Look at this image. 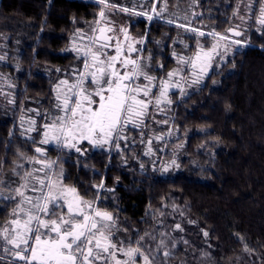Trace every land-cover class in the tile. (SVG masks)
Masks as SVG:
<instances>
[{"label": "trees", "instance_id": "trees-1", "mask_svg": "<svg viewBox=\"0 0 264 264\" xmlns=\"http://www.w3.org/2000/svg\"><path fill=\"white\" fill-rule=\"evenodd\" d=\"M173 1L167 0L170 5ZM236 1L197 0L200 15L192 19V24L224 32L234 19ZM110 2L132 4V0ZM252 3V19L243 29L244 36L238 37L250 43L237 48L235 56L214 69L204 84L192 88L188 97L181 99L179 93L173 94V132L184 135L188 154L187 160L179 163L180 168L162 175L137 146L131 153L125 152L126 164L115 152L111 156L90 152L81 160L88 168L65 163L69 176L66 183L75 184L86 197L95 195L90 185L102 178L107 187L115 188L114 193H105L111 198L102 207L116 211L118 206L122 227L128 228L134 239L132 229H139L143 235L145 231L173 230L180 223L184 231L174 234L185 236L188 244L178 239L176 247L171 246L173 254L168 264H264V35L256 31L260 0ZM150 7L145 5L146 9ZM99 10L96 0H0V39H4L7 52L0 70L10 75L14 86V103L0 101V160L5 162V177L11 175L14 161L23 163L17 156L18 149L34 154V145L20 135L28 127L27 123L21 127V117L29 115L38 125L44 122L28 110L50 109L56 69H66L75 58L62 50L68 47L75 29L95 19ZM114 14L122 16L130 30L148 33L146 55L151 50V63L164 64L160 75L172 65L170 52L183 51L185 43L187 51L195 48L193 34L184 33L164 18L148 21L146 17ZM178 40L183 43H174ZM57 154L50 147L49 155L55 158ZM191 157L198 162L191 164ZM140 163L151 169L141 170ZM173 205L179 211H174ZM13 206L9 203L0 207V224L8 219ZM125 220L127 223H123ZM203 231L209 233L208 237ZM245 245L251 251H245Z\"/></svg>", "mask_w": 264, "mask_h": 264}, {"label": "snow or ice", "instance_id": "snow-or-ice-1", "mask_svg": "<svg viewBox=\"0 0 264 264\" xmlns=\"http://www.w3.org/2000/svg\"><path fill=\"white\" fill-rule=\"evenodd\" d=\"M96 2L100 6L96 18L85 22L87 30L75 29L70 46L62 50L75 53L79 67L72 66L53 86L51 109L28 110L42 117L44 122L38 125L34 118L25 121L21 117V127L24 123L28 127L20 135L34 145V154L18 149L17 156L23 163L14 161V167L9 170L11 175L7 177L3 175L5 162L0 160V207L14 205L8 211V219L0 224V264H168L173 254L165 239L168 233L161 232V239L154 247L153 232L145 231L141 235L139 229H132L136 233L134 239L129 229L122 227L118 206L116 211L102 207L111 198L105 193H114L115 188L107 187L102 178L99 183L90 185L95 195L88 198L75 184L66 183L69 176L65 163L88 168L90 166L81 160L99 149L109 156L115 152L126 164L125 152L131 153L137 144L145 146L144 156L153 157L163 152L164 148L153 147L154 141L164 143L166 137L172 136L173 128L157 134L151 125H169L174 119L168 116L170 106L175 103L171 90H179L181 99L188 97V89L204 84L214 69L225 66L229 58L235 56L237 48L250 43L247 39H237L245 34L241 24L224 32L215 28L205 30L206 25L204 28L193 26L188 14L180 17L173 13L176 18L166 22L186 34H193L195 51L191 55L173 51L177 66L159 77L152 73L163 70L164 64L151 63V50L144 54L148 33L134 37L128 26L117 25L111 15L120 12L146 17L148 21L163 19L167 0L159 9L160 0H132L131 7L110 0ZM146 4L151 5L150 9L145 8ZM245 7L251 13L252 0H248ZM238 11L239 7L233 15L238 16ZM198 15L193 12L191 17ZM238 18L247 25L252 16ZM181 19L184 22H180ZM255 22L256 31L264 35V0H260ZM177 42L183 43L182 40L174 43ZM188 47L184 44L185 49ZM4 59L0 56V60ZM216 83L213 80V84ZM133 131L137 135H131ZM49 146L58 153L55 158L49 155ZM183 147V143L175 145V148ZM131 158L137 159L135 155ZM155 163L153 160V166ZM170 166L178 167L175 159L158 170L167 173ZM139 167L143 170L145 164L140 163ZM154 170L157 169L154 167ZM173 210L179 211L175 205ZM159 214L164 216L163 212ZM180 215L184 213L181 211ZM173 231L183 232L184 229L176 223ZM203 235L208 237L209 233L203 231ZM238 238L243 240V237ZM180 242L188 244L182 238ZM176 244L173 242L172 248ZM245 251H251L247 245Z\"/></svg>", "mask_w": 264, "mask_h": 264}, {"label": "rangeland", "instance_id": "rangeland-1", "mask_svg": "<svg viewBox=\"0 0 264 264\" xmlns=\"http://www.w3.org/2000/svg\"><path fill=\"white\" fill-rule=\"evenodd\" d=\"M247 2H248V0H237L236 1L234 12L237 11V8L239 7L238 16H243V15H249L250 14L248 12V10L246 9V7H245ZM252 2H253V0H252ZM163 3H164V0H162L160 2V6L159 7L163 6ZM167 5H168L167 12L164 13V16L168 17L170 19H175L176 18L175 16L172 15L173 13L178 14L180 17H182L184 14H188L191 19H193L191 17V14L193 12L199 13L198 7H197V0H195V2H194V0H183L182 2H179L178 0H174L171 5L168 4V2H167ZM238 16H234V19L231 22V25L229 27H234L237 24H241V30H243V29H245L247 27L248 24L247 25L242 24V22L238 18ZM180 21L184 22L182 19ZM119 25H125V22L120 19ZM193 26H195V25H193ZM195 27H197V26H195ZM81 29L87 30V24L84 23V25H83V27ZM234 38H236V37H234ZM4 46H5L4 39L3 40L0 39V56H4L6 58L7 52L4 51V48H3ZM69 46H70V42H69L68 47ZM73 54L75 55V53H73ZM6 59L0 60V69L2 68L1 65H3V63H6L5 62ZM10 66L14 67V62H10ZM72 66L79 67L78 66V61L75 60L74 62H71L66 69H64L62 71H59V72L57 71V73L55 74V84L57 83V81L59 79L64 77L65 72L70 70ZM12 87H13V84H12V81L10 79V75L7 72H5L4 70H0V101L1 102H5L7 99H9V101H11ZM53 103H54V100H53ZM53 103H52V105H53ZM51 108H52V106L50 107V109ZM30 109H32V108H30ZM29 117H30L29 115H26L24 117L25 121ZM157 119H162V117H158ZM169 127H172L171 121H170L169 125H161L159 127L155 125L153 129L158 134V133H161V132H167ZM173 131H174V129H173ZM203 131H204V129H203ZM179 135L182 136L180 139H178ZM166 138L167 139L165 140L164 143H160V142H155L154 141V144H153L154 148H156V147L164 148L165 150L163 152L158 153L156 156H153V157L144 156L142 154L144 157H146V160H148L151 165H153L152 161L154 160L156 162L155 163V167L157 166V169H160L165 163H168L170 165L171 161L173 159H175L176 165H178V167L177 166H170L169 167V171L167 173H162L161 171H159L162 175H170V174L174 173L178 168H180L179 163L182 160L186 161L187 160L186 157H188L187 156L188 154H186L185 146L183 148H175V145H177V144H180V143L184 144V142H183L184 141V135L183 134L177 133V132H175V133L173 132L172 136L166 137ZM198 147L200 149H203V145H199ZM145 150H146L145 146L142 145L141 146V152L143 153ZM132 154H134V152H132ZM189 161H190L191 164H196L198 162L193 157H191ZM155 229H157V228H155ZM161 232L168 233V237H166L165 239H166V243L168 245V248L171 251H172L171 246H172L173 242H177V244H178V241H177L178 239H181V238L183 240L186 239V237L182 236V235H179V236L177 235V237H176V235L174 234L175 231H173V230L161 229V230H159V233L157 232V230H154L153 233L156 236V241L152 242L153 247L161 239V236H160Z\"/></svg>", "mask_w": 264, "mask_h": 264}, {"label": "flooded vegetation", "instance_id": "flooded-vegetation-1", "mask_svg": "<svg viewBox=\"0 0 264 264\" xmlns=\"http://www.w3.org/2000/svg\"><path fill=\"white\" fill-rule=\"evenodd\" d=\"M111 18L113 19V21H115V23L117 24V25H119V21H120V19L121 20H123L124 22H125V26H128V22L122 17V16H116L115 14H112L111 15ZM164 19H166V20H168V19H170V18H168V17H165L164 16ZM181 22V21H180ZM129 27V26H128ZM129 31H130V33L134 36V37H137V38H139L140 36H142L141 34H139V33H137V32H139V31H132V30H130V28H129ZM186 44V43H185ZM190 50V49H189ZM189 50L187 51L185 48H184V50L183 51H181V50H178V51H175V50H173V51H175L176 53H178V54H183V55H191V53L193 52V51H195V48H194V50L192 51V52H189ZM172 51V52H173ZM172 52H170L169 54H168V56H169V58H171L172 59V65L169 67V68H167L166 69V71L164 72V73H162L161 75H160V70H154L153 71V75H156V76H159V77H163L164 75H165V73L167 72V71H169V70H171V69H173V68H175L176 66H177V58L176 57H174V56H172ZM72 53V52H71ZM73 54V53H72ZM145 55H146V51H145V53H144ZM162 54V55H161ZM160 55L162 56L161 58L162 59H166V57H164V54L163 53H161ZM74 55V54H73ZM74 57H75V55H74ZM168 59V58H167ZM76 59L74 58V61H75ZM74 61H72V62H74ZM77 61V60H76ZM78 66H79V62H78ZM192 89V88H191ZM191 89H188V92L189 91H191ZM172 93H179V90H176V89H173V90H171V93H170V95H171V98H173V94ZM170 108H171V106H170ZM171 110L168 112V116L170 117L171 116ZM158 117H162V119H164L163 118V116H157V118ZM154 124L153 125H151V127L152 128H154ZM156 132V131H155ZM131 135H137V133L135 132V131H133V132H131L130 133ZM167 139V138H166ZM137 147H138V149H140V151H141V146L142 145H140V144H137L136 145ZM49 147H51V146H49ZM91 152H93V153H95V152H102V153H106V151H103V150H99V149H97V150H94V151H91ZM145 168H147V169H151V167H147V166H145Z\"/></svg>", "mask_w": 264, "mask_h": 264}, {"label": "water", "instance_id": "water-1", "mask_svg": "<svg viewBox=\"0 0 264 264\" xmlns=\"http://www.w3.org/2000/svg\"><path fill=\"white\" fill-rule=\"evenodd\" d=\"M237 38V37H236Z\"/></svg>", "mask_w": 264, "mask_h": 264}]
</instances>
